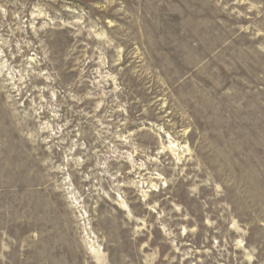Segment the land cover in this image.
Here are the masks:
<instances>
[{
  "label": "rangeland",
  "instance_id": "obj_1",
  "mask_svg": "<svg viewBox=\"0 0 264 264\" xmlns=\"http://www.w3.org/2000/svg\"><path fill=\"white\" fill-rule=\"evenodd\" d=\"M0 264H264V0H0Z\"/></svg>",
  "mask_w": 264,
  "mask_h": 264
}]
</instances>
